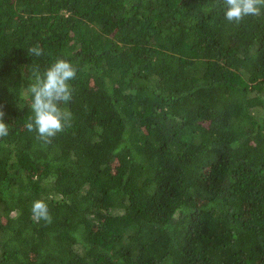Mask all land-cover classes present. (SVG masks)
<instances>
[{"label": "trees", "instance_id": "1", "mask_svg": "<svg viewBox=\"0 0 264 264\" xmlns=\"http://www.w3.org/2000/svg\"><path fill=\"white\" fill-rule=\"evenodd\" d=\"M224 7L0 0V264H264V10ZM57 59L72 120L44 142L26 89Z\"/></svg>", "mask_w": 264, "mask_h": 264}, {"label": "clouds", "instance_id": "2", "mask_svg": "<svg viewBox=\"0 0 264 264\" xmlns=\"http://www.w3.org/2000/svg\"><path fill=\"white\" fill-rule=\"evenodd\" d=\"M225 6L223 15L229 22L239 23L247 16H260L264 10V0H222ZM34 56L43 55L38 46L28 49ZM76 70L64 59H57L43 74L32 73V83L27 85L26 95L33 116L26 123L28 131H35L37 138L49 142L58 132L70 126L72 113L61 109L60 104H67L72 99L73 89L69 81L75 79ZM5 113L0 109V138L8 135V124L3 121ZM31 212L36 222H51L48 206L43 200L33 201Z\"/></svg>", "mask_w": 264, "mask_h": 264}]
</instances>
